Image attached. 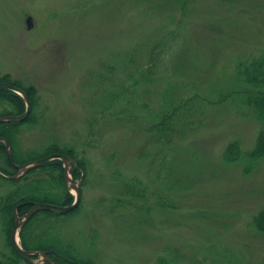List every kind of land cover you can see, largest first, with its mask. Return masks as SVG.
Returning a JSON list of instances; mask_svg holds the SVG:
<instances>
[{
    "label": "rangeland",
    "instance_id": "rangeland-1",
    "mask_svg": "<svg viewBox=\"0 0 264 264\" xmlns=\"http://www.w3.org/2000/svg\"><path fill=\"white\" fill-rule=\"evenodd\" d=\"M182 2L0 0V78L34 93L31 118L30 110L23 120L7 121L21 122L13 139L19 162L12 158L21 163L55 150L73 157L68 175L81 179L76 209L44 222L38 215L29 226L34 236L55 233L78 257L95 264H156L158 256H171L176 264H264V232L250 225L264 206V157L248 171L222 159L231 140L237 139L241 150L254 145L259 124L251 107L235 110L228 101L206 106L203 123L184 138L173 135L168 151L165 144H147L148 134L140 127L113 121L106 114L109 107L101 112L97 95L92 96L106 81L123 92L135 90V96L164 85V76L143 82L140 69L145 45L170 30L177 34L173 47L180 49L169 61L175 78L193 80L204 94L234 74L236 59L264 51V0ZM8 107L0 102V112ZM153 154L159 161L171 160L163 165L168 166L167 189L149 168ZM77 160H84L85 172L76 178L71 171ZM0 164L7 166L4 174L15 173L3 158ZM43 172L22 178L28 171L17 181L0 175V259L9 250L2 198L47 179ZM126 185L141 198L126 195ZM47 190L49 203L68 205L56 185ZM156 194L167 198V207L154 209ZM134 205L141 223L133 221Z\"/></svg>",
    "mask_w": 264,
    "mask_h": 264
},
{
    "label": "trees",
    "instance_id": "trees-1",
    "mask_svg": "<svg viewBox=\"0 0 264 264\" xmlns=\"http://www.w3.org/2000/svg\"><path fill=\"white\" fill-rule=\"evenodd\" d=\"M184 2V0H183ZM182 2V3H183ZM182 14L186 11V6L182 7ZM172 30L165 32L163 35L151 40V43L145 45L142 52L143 63L142 69L143 82L152 83L153 80L161 76L166 77L165 84L158 89H149V92H138V95H134L135 90H129L123 92L122 88L118 84H108V81L102 85L100 90L93 94L97 95L99 103V110L102 112L106 109V114L113 119V121L120 123L121 125L134 124L148 134L147 144H160L167 147L166 150L173 149L175 139L173 135H177L176 138H184L187 134L193 132L197 127V124H201L204 113L206 112V106L210 104L223 105L227 101L234 106V109L238 110L239 107H251L253 109V115L258 121V131L256 134L254 145L246 150L239 148V141L237 139L231 140L225 144L222 152V159L226 164L237 165L242 164L245 171H248L254 162L264 157V51L252 56L250 59H236L234 66V74L227 77L223 86L212 87L209 92L202 93L193 80H181L176 77L174 67L169 65V61L175 57V54L180 50L177 46H174L175 35ZM168 42L170 45H168ZM134 49L131 51V58L128 56L127 63H132L135 60ZM137 63V61H135ZM141 62V61H139ZM138 69V68H136ZM130 71L129 76H133L137 73V70ZM173 75H171V73ZM139 73V71H138ZM178 74V73H177ZM100 75V73H99ZM95 76V74L93 75ZM7 76H3L0 80L7 81ZM139 82L136 80L135 83ZM13 84L21 87L28 95L32 108L34 105V93L28 87L21 86L18 83ZM147 85V84H146ZM152 85H150L151 87ZM147 94V96H145ZM215 99H212V97ZM96 101V100H95ZM0 102L9 106L4 111L0 112V115L4 114H19L24 111V101L17 93L6 89L0 88ZM102 114V113H101ZM31 113L28 117L31 118ZM21 122H7L0 123V136L6 138L9 142L12 156L14 158V136L15 130L18 128ZM64 152L63 150H59ZM56 152L55 150H49L44 152L43 155ZM70 153V151H69ZM171 154V153H170ZM174 157V152L171 154ZM159 156V155H158ZM153 154L149 160V168L154 171L155 178L162 180L163 186L166 189L169 186L167 178L168 166L171 160L164 157H159ZM75 157V156H74ZM0 158H3L4 164L13 171V167L9 165L6 158L5 145L0 141ZM76 158V157H75ZM15 161H17L14 158ZM27 160H23L25 162ZM19 162V161H17ZM21 162V163H22ZM77 165L72 168L71 173L76 178L80 174L85 172L84 160H77ZM162 164V165H161ZM0 170L7 172V166L4 167L0 164ZM45 172L48 175L47 179L41 181L40 179L34 184H27L18 187L2 198V217L5 221V235H6V247L9 249L8 254L2 253L0 264H19L20 261H24L19 254L14 250L11 241L10 231L14 224L16 214L23 216L27 211L32 208L36 201L49 202V194L47 193L48 186L56 185L61 189L65 202L63 204H70L73 201V195L66 188L63 176V166L60 159H53L49 162L34 168L29 173L22 176L26 178L30 173L35 171ZM15 172V171H14ZM43 172V173H44ZM56 172V173H55ZM9 173V172H7ZM166 177L167 183L163 179ZM19 180L14 179L13 181ZM126 195L136 197L139 193L138 190L131 186H125L123 189ZM54 194V193H53ZM58 193L55 195L58 198ZM141 198V194L138 195V199ZM137 199V200H138ZM167 198L162 195L156 194L154 200V209H161L167 207ZM135 207V205H134ZM76 209V208H75ZM135 215L133 221L141 223L139 212L136 207L134 208ZM147 217L150 212V207L145 209ZM61 214L52 210H40L32 215L29 220L22 226L19 232V242L24 249L29 250H43L58 264H95L90 259H83L78 257V254L71 249V246H67L63 243L62 239L52 233V237L49 235L34 236L32 228L29 227L31 222L38 216L44 221L52 220L57 215ZM57 223V221H55ZM250 225L260 232H264V206H262L255 214L251 216ZM35 257V256H33ZM25 264H31L24 261ZM177 262L171 256L162 257L158 256L156 264H176ZM43 264H49L44 262Z\"/></svg>",
    "mask_w": 264,
    "mask_h": 264
},
{
    "label": "water",
    "instance_id": "water-1",
    "mask_svg": "<svg viewBox=\"0 0 264 264\" xmlns=\"http://www.w3.org/2000/svg\"><path fill=\"white\" fill-rule=\"evenodd\" d=\"M26 23L28 27L32 25L30 16L26 18ZM0 88H7V89H10L18 93L19 95H21V97L23 98L25 102V110L22 114L0 116V122L16 121V120L19 121V120L25 119L30 113L31 102L28 96L26 95V93L23 91V89H21L20 87L12 83L6 82V81H0ZM0 141H2L5 144L6 157H7L9 164L16 170V172L12 175H6L0 170V175L4 178H8V179L18 178L22 176L23 174L27 173L28 171H30L31 169L39 167L55 158L60 159L63 163V168H64L63 174H64L66 185L68 188H73L75 191V196H74V200L72 201V203L68 205H60V204H54V203H49V202H35L32 208H30L25 215L19 216L18 214H16V217L14 219V224L10 232L11 241H12L14 250L25 261L31 264H39L42 262H49L50 264H58L54 259L50 258L43 250L24 249L19 243L18 234L22 226L24 225V223L36 211L46 209V210L56 211L59 213H67L73 210L79 204L81 200V190H80L81 179L75 182L68 175L70 167H71V163L74 161V159L70 155L59 153V152H54V153L48 154L41 158L32 159V160H29L23 163H16L12 158L11 149L7 141L3 137H0ZM33 256H36V257L34 258Z\"/></svg>",
    "mask_w": 264,
    "mask_h": 264
}]
</instances>
